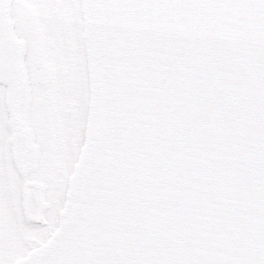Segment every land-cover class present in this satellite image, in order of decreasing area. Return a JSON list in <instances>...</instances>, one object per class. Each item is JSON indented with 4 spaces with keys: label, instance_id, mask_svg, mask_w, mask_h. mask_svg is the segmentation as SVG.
Masks as SVG:
<instances>
[{
    "label": "water",
    "instance_id": "95a60500",
    "mask_svg": "<svg viewBox=\"0 0 264 264\" xmlns=\"http://www.w3.org/2000/svg\"><path fill=\"white\" fill-rule=\"evenodd\" d=\"M8 2L0 0V75L12 72L1 80L16 76L23 54ZM82 6L92 92L87 139L62 227L24 264H142L186 253L219 261L236 254L262 218L253 190L259 48L253 14L236 5L182 0H82ZM202 48L217 59L197 62ZM207 81L215 84L212 94H185V87ZM241 89L239 103L229 104V94ZM165 99L173 111L161 114L155 106ZM208 99L211 111L202 113ZM194 133L197 146L190 148ZM220 135L228 142L218 143ZM221 151V161L210 159ZM172 200L184 215L174 217ZM187 224L193 234L173 232Z\"/></svg>",
    "mask_w": 264,
    "mask_h": 264
},
{
    "label": "flooded vegetation",
    "instance_id": "af4514ba",
    "mask_svg": "<svg viewBox=\"0 0 264 264\" xmlns=\"http://www.w3.org/2000/svg\"><path fill=\"white\" fill-rule=\"evenodd\" d=\"M26 6L15 0L11 4L14 31L25 44L23 69L16 82H0V191L2 179L7 177L10 213L21 232L26 224H51L47 213L54 203L52 191L54 187L61 188L63 179L60 154L54 155L53 151L58 143H66L67 137L81 133L80 128H75L81 115L78 100L69 101L68 107L63 108V121L57 104L58 95L66 91L59 90L61 86L73 88L74 83L79 84V47L71 37L70 53L75 56H71V63L52 54L48 57L46 47L37 38L38 26L28 22L26 11L32 10ZM55 46L51 40L50 47ZM65 125H70V134L64 131ZM78 142L79 138L74 139L73 148L79 156ZM42 244L43 241L30 250ZM3 246L4 227L0 224V249Z\"/></svg>",
    "mask_w": 264,
    "mask_h": 264
},
{
    "label": "rangeland",
    "instance_id": "374dc122",
    "mask_svg": "<svg viewBox=\"0 0 264 264\" xmlns=\"http://www.w3.org/2000/svg\"><path fill=\"white\" fill-rule=\"evenodd\" d=\"M23 6L29 4L32 11H26L28 22L37 25V38L46 47L48 57L52 54L59 60L64 59V62L71 63L73 54L70 53L72 44L71 37L75 46L79 47L80 53L77 54L79 63V84L74 83L73 88H69L67 84L61 86L59 90L65 91L61 96L58 95L57 104L59 116L63 121V108H67L69 101L77 99L79 102L80 119L78 120L79 131L73 137H67V142L63 145L58 143L55 146L53 154H60L62 178L61 188L54 187L51 198L54 203L49 208L48 216L52 219L50 225L26 224L25 230L22 232L17 226L16 219L10 213V196L8 188L5 185L8 182L7 177L2 179L0 191V224L4 227V246L0 249L3 252V264H11V262L24 255L34 246L43 243L56 231L59 227L60 212L66 200V192L68 188V180L74 170V166L79 158L78 153L74 151V139L79 138L78 148L84 143L85 129L87 125V114L89 113L90 102V79L88 71V58L85 50V40L83 36L84 20L82 19V10L80 0H17ZM27 8V6H26ZM67 21V24H66ZM32 29V27H30ZM70 33L72 36L69 37ZM33 39V38H31ZM56 42L55 47H50V41ZM72 56V57H71ZM0 108L1 101H0ZM58 116V119H59ZM56 127V125L54 126ZM70 125H65L64 131L70 134ZM53 164V162L51 163ZM51 171V169H48ZM51 200L49 199V203Z\"/></svg>",
    "mask_w": 264,
    "mask_h": 264
},
{
    "label": "snow or ice",
    "instance_id": "6c2138e0",
    "mask_svg": "<svg viewBox=\"0 0 264 264\" xmlns=\"http://www.w3.org/2000/svg\"><path fill=\"white\" fill-rule=\"evenodd\" d=\"M131 2V0H128ZM182 2L203 6H219V5H236L249 10L253 14V19L258 33L259 48L256 53V76L255 91L257 95V104L255 106V115L257 120V144L256 149L252 153L255 166L257 169V201L261 209V223L251 237L245 236L240 245L239 251L223 260L202 261V260H150L143 261L142 264H264V0H182ZM197 62H207L211 64L217 59L216 52L207 48L199 50V54L194 58ZM215 90V84L212 81L204 82L196 86H190L186 91L193 98L201 93L212 94ZM245 94V90L241 89L239 95L228 97V103H239L240 96ZM242 131V130H241ZM241 132L232 133L233 136L239 135ZM199 134H193L192 144L190 148L197 146ZM217 142L224 144L228 142V138L220 135ZM224 158L223 151L217 152L210 159H214L217 163ZM221 175V173H218ZM3 264V261H0Z\"/></svg>",
    "mask_w": 264,
    "mask_h": 264
},
{
    "label": "bare ground",
    "instance_id": "6f19581e",
    "mask_svg": "<svg viewBox=\"0 0 264 264\" xmlns=\"http://www.w3.org/2000/svg\"><path fill=\"white\" fill-rule=\"evenodd\" d=\"M84 11V10H83ZM83 11H82V13H83ZM84 16V15H83ZM84 35L85 36H87L85 33H84ZM87 38H88V36H87ZM88 58H89V53H88ZM88 70H89V73H90V62H89V65H88ZM11 72H12V69H10V70H7L6 71V73H5V75L4 76H1L0 75V81H1V79H3L6 75H9V74H11ZM90 125L92 126V122L90 123ZM90 137H91V135H90V133H89V138H88V143H89V141H90ZM80 158V157H79ZM62 222L60 223V228L62 227ZM68 228V227H67ZM60 230V229H59ZM67 231V230H66ZM35 252V250H33L32 252H30L27 256H26V260L25 261H23V262H20L19 264H24V263H26L27 261H29V260H31V259H33V258H35L37 255H38V253L37 252H35V254H33ZM37 254V255H36Z\"/></svg>",
    "mask_w": 264,
    "mask_h": 264
}]
</instances>
